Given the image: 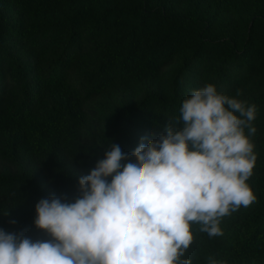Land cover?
I'll use <instances>...</instances> for the list:
<instances>
[{"label": "trees", "instance_id": "obj_1", "mask_svg": "<svg viewBox=\"0 0 264 264\" xmlns=\"http://www.w3.org/2000/svg\"><path fill=\"white\" fill-rule=\"evenodd\" d=\"M207 84L257 107L255 200L222 235L191 224L181 259L264 264V0H0V229L50 240L41 199L74 202L112 144L157 139Z\"/></svg>", "mask_w": 264, "mask_h": 264}, {"label": "clouds", "instance_id": "obj_2", "mask_svg": "<svg viewBox=\"0 0 264 264\" xmlns=\"http://www.w3.org/2000/svg\"><path fill=\"white\" fill-rule=\"evenodd\" d=\"M236 97L207 84L157 139L141 138L130 154L112 144L78 180L74 202L53 196L35 205L34 226L50 240L0 229V264H191L181 259L191 224L222 235L221 218L255 200L246 181L257 158V107Z\"/></svg>", "mask_w": 264, "mask_h": 264}]
</instances>
